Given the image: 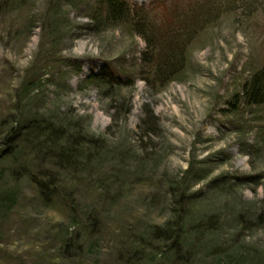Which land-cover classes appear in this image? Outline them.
I'll return each instance as SVG.
<instances>
[{
    "label": "rangeland",
    "instance_id": "rangeland-1",
    "mask_svg": "<svg viewBox=\"0 0 264 264\" xmlns=\"http://www.w3.org/2000/svg\"><path fill=\"white\" fill-rule=\"evenodd\" d=\"M97 1L0 0V154L34 119L90 140L69 169L19 146L56 189L15 186L0 264H264V107L229 104L264 65V0H127L158 25L204 21L162 89L140 37L91 20ZM102 71L121 84L86 81ZM177 216L189 238L174 252L155 233Z\"/></svg>",
    "mask_w": 264,
    "mask_h": 264
},
{
    "label": "trees",
    "instance_id": "trees-1",
    "mask_svg": "<svg viewBox=\"0 0 264 264\" xmlns=\"http://www.w3.org/2000/svg\"><path fill=\"white\" fill-rule=\"evenodd\" d=\"M97 4L94 16L89 15L91 20H96V24L102 22L113 26L124 25L144 41L146 51L142 62L148 70L145 79L147 83H153L162 89L179 78L185 67V48L191 44L197 31L203 29L202 18L197 17L195 13L190 18L183 15L180 17L172 11L173 15H169V19L160 20L158 25L151 20L146 10L130 5L127 0H98ZM86 81L106 90L121 84L120 79L114 80L113 74L106 71L92 74ZM229 104L236 107H264V65L243 83L241 92L234 95ZM71 131V125L67 124L66 127L64 122L55 125L52 120L34 119L19 122L18 127L8 132L4 138L5 150L0 154V174L8 179L1 187L0 211L6 210V206L16 199L13 191L15 186L26 177H33L30 175L27 161L21 165L22 161L19 159L23 150L19 146H26L32 153L38 154V157L57 160L59 166L64 169L73 168L76 163L75 150L84 147L86 143L89 144L90 140L84 141L79 134L72 136ZM32 180L41 195L45 194V191H50L51 196L55 193L54 183L46 184L36 181L34 177ZM176 218L155 233L158 238L171 241L170 251L174 252L189 238L188 233L183 232L184 229L180 226L181 219L178 216ZM258 220L264 222L262 217Z\"/></svg>",
    "mask_w": 264,
    "mask_h": 264
}]
</instances>
